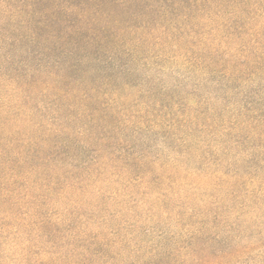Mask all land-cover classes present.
Here are the masks:
<instances>
[{
  "label": "trees",
  "instance_id": "1",
  "mask_svg": "<svg viewBox=\"0 0 264 264\" xmlns=\"http://www.w3.org/2000/svg\"><path fill=\"white\" fill-rule=\"evenodd\" d=\"M262 220L264 0H0V264H264Z\"/></svg>",
  "mask_w": 264,
  "mask_h": 264
},
{
  "label": "rangeland",
  "instance_id": "2",
  "mask_svg": "<svg viewBox=\"0 0 264 264\" xmlns=\"http://www.w3.org/2000/svg\"><path fill=\"white\" fill-rule=\"evenodd\" d=\"M154 153H157L160 154L161 151H158L157 149H153ZM192 170V169H190ZM10 220V223L12 225H14V227H16V225H19L21 227V221L17 220L16 218H14L13 215H11V219L9 218ZM262 223L260 224L261 225V229H264V220L261 221ZM174 222H172L173 224ZM171 223H169L168 225H161L158 229H157V232L158 233H161L162 231H167V230H172L173 228V225ZM250 234V231L248 233V235ZM0 235L3 236V237H7L9 239V241H12L14 239H17V242L19 245L15 246L16 248L14 249L13 247H10L11 249L13 248L12 251H15L16 255L20 256L21 257V230H19L18 228H9V229H6L4 232H0ZM250 236V235H249ZM4 241H7L5 238L1 239L0 242H4ZM249 243L250 241L252 242V239H248L247 240ZM263 243V247L261 248V252H264V239L262 241ZM4 248L2 247L0 249V254H5V251L3 250ZM252 258V255L244 261L242 263H239V264H258L257 262V259H251ZM260 259V258H259Z\"/></svg>",
  "mask_w": 264,
  "mask_h": 264
}]
</instances>
